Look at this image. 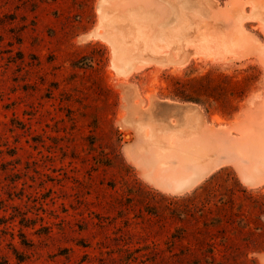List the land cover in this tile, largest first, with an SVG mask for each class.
Returning a JSON list of instances; mask_svg holds the SVG:
<instances>
[{
	"label": "rangeland",
	"instance_id": "rangeland-1",
	"mask_svg": "<svg viewBox=\"0 0 264 264\" xmlns=\"http://www.w3.org/2000/svg\"><path fill=\"white\" fill-rule=\"evenodd\" d=\"M106 1L0 0V264H264V177L238 168L264 131V0H151L139 53L101 35ZM193 138L219 165L187 191L126 156Z\"/></svg>",
	"mask_w": 264,
	"mask_h": 264
},
{
	"label": "bare ground",
	"instance_id": "bare-ground-1",
	"mask_svg": "<svg viewBox=\"0 0 264 264\" xmlns=\"http://www.w3.org/2000/svg\"><path fill=\"white\" fill-rule=\"evenodd\" d=\"M103 2L105 8L110 5L106 0H102V3ZM113 4L115 8L114 14L112 13L113 15H107L108 13H106V11L104 13L103 10L101 12L100 27L103 31L100 32L105 41L110 45L112 44L114 49H120L122 52L125 50L124 47L127 43L130 45V50L133 48V50L135 49L136 51L137 47H141L144 44L151 46L156 40L155 34H157L156 32L158 31V22H156V16L158 15H155L158 6L151 0H118ZM180 17L179 15V18ZM179 25H181V23H179ZM179 25L172 33L164 32L161 35L162 40L167 39V34L172 35L179 30H183V26L179 29ZM143 50H145V48L141 51ZM139 51H137V53H139ZM136 63L137 62L133 65L136 66L139 64V62L138 64ZM145 64L146 66L149 65L147 62ZM139 66L142 68L143 65L141 66V64H139L138 68ZM132 70L130 69V72ZM130 72H127V75H129ZM171 140L168 149L164 151H150V155L147 157H144L140 151H136L131 146L126 150V156L129 161L139 167L143 171L142 176L147 178L146 180L150 181L152 184H155V186L157 185L163 188V190L182 192L194 186L195 183L199 182V180L219 165L218 163L208 164L207 166L199 164L206 156L203 155V153L208 151L205 146L206 142L203 140L199 141L193 138L189 142L174 141L175 143ZM242 152V154H238H240V157L243 156L246 158L249 169L244 170L241 167L238 168L244 180L254 185L258 180L264 177V131L259 135L257 143L250 145L248 149L247 146L244 145L242 147ZM173 159H176L178 162L176 165L171 164L170 160ZM190 164L197 165L191 173L187 171V166Z\"/></svg>",
	"mask_w": 264,
	"mask_h": 264
},
{
	"label": "crops",
	"instance_id": "crops-1",
	"mask_svg": "<svg viewBox=\"0 0 264 264\" xmlns=\"http://www.w3.org/2000/svg\"><path fill=\"white\" fill-rule=\"evenodd\" d=\"M187 125H188V127H187V129H189L190 127L192 128V125L194 126V127H196L197 126V128L199 127V125H195V122H194V120H193V114L192 113H190L189 115H187ZM200 128V130H201V133H202V135L206 138V139H209V138H211V139H213V141L214 142H217V143H219L220 145H221V147L223 146V145H225V146H227L228 145V143L230 142V141H225V140H222L221 138H218V137H214V135L213 136H211L209 133H208V131L207 130H205V129H203V128H201V127H199ZM186 129V130H187ZM171 131V133H174L173 132V130H170ZM170 131H167L168 133H170ZM215 139V140H214ZM231 142H233V141H231ZM135 145V144H134ZM211 157L212 158H214L217 162L218 161H220L221 162V159L222 158H225V159H227L225 156H222L221 154L220 155H218V153H215V152H211ZM178 162L177 161H174V160H172L171 161V164L172 165H176ZM133 164V163H132ZM221 164V163H220ZM135 165V164H134ZM136 166V165H135ZM218 167V165L214 168V169H216ZM139 168V167H138ZM213 169V170H214ZM139 170H140V172H141V175H143V171L139 168ZM213 170H211L206 176H204L201 180H199V182H197V183H195V185L194 186H192V187H190L189 189H186V190H184V191H187V190H190V189H192L193 187H195L197 184H199L202 180H204ZM143 177V176H142ZM145 180L147 179V178H145V177H143ZM147 182H149L151 185H153L154 187H156V188H159V189H161V190H163V188H161V187H159V186H155V184H152L150 181H148V180H146ZM163 191H169V190H163ZM169 192H172V191H169ZM183 192V191H182ZM174 193H178V192H174Z\"/></svg>",
	"mask_w": 264,
	"mask_h": 264
},
{
	"label": "trees",
	"instance_id": "trees-1",
	"mask_svg": "<svg viewBox=\"0 0 264 264\" xmlns=\"http://www.w3.org/2000/svg\"><path fill=\"white\" fill-rule=\"evenodd\" d=\"M181 98V97H180ZM182 101H187V102H191V103H195L196 101L195 100H192V99H184V98H181ZM218 174V173H217ZM216 174L211 176L208 180H212L213 178H215ZM207 180V181H208Z\"/></svg>",
	"mask_w": 264,
	"mask_h": 264
}]
</instances>
